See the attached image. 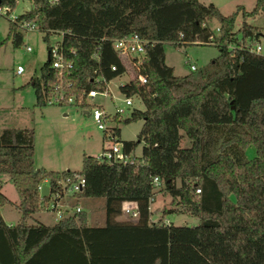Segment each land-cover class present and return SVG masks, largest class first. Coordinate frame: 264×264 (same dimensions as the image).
<instances>
[{"label":"trees","instance_id":"16d2710c","mask_svg":"<svg viewBox=\"0 0 264 264\" xmlns=\"http://www.w3.org/2000/svg\"><path fill=\"white\" fill-rule=\"evenodd\" d=\"M14 1L0 4L12 7ZM28 1L30 8L17 19L34 20L44 41L62 31L59 49L72 64L67 79L76 94L92 87L94 75L110 80L126 72L128 61L114 51L112 38L136 33L146 40L137 65L146 82L133 76L120 87L125 95H136L143 109H132L123 119L114 116L111 127L117 137L118 122L141 120L136 140L119 142L125 152L138 143L142 147L133 164L83 156L79 171L36 169L33 130L2 128L0 174L16 190L21 218L6 224L0 217V264H264V56L239 41L259 39L246 19L263 8L264 0H256L251 11L238 6L227 16L198 0ZM240 11L243 22L236 29ZM6 38L14 47L21 43L11 22ZM164 42L212 44L219 54L178 76L164 62ZM54 77L46 57L29 82L36 106L45 105ZM249 146L252 158L246 155ZM73 172L84 179L73 197L101 198L103 224L87 225L83 212L51 225L24 223L44 209L52 193L61 192L58 182ZM42 183L48 193L39 196ZM157 192L170 202L152 221L149 204ZM125 200L136 203L134 221L118 219ZM5 202L0 192V206ZM179 207L197 224L163 225Z\"/></svg>","mask_w":264,"mask_h":264},{"label":"rangeland","instance_id":"374dc122","mask_svg":"<svg viewBox=\"0 0 264 264\" xmlns=\"http://www.w3.org/2000/svg\"><path fill=\"white\" fill-rule=\"evenodd\" d=\"M206 6L212 4L227 16L232 14L238 6L245 11H251L256 0H198ZM28 0H15L12 13L19 15L30 8ZM243 22L242 12L237 15L235 28L238 29ZM246 22L256 28L259 33V41L264 49V6L253 17H248ZM8 19L0 16V125L3 127L31 128L33 130V165L35 168L44 167L56 171H79L83 156L95 157L103 146L102 131L97 129L90 118L83 112L85 109L67 104H45L36 106L30 80L37 77L40 66L46 60V46L53 45L60 40V34H48L47 41L43 40V33L39 30L19 31L22 35L21 43L14 47L10 38H6ZM29 46L30 51L24 47ZM164 62L172 67L174 75H184L189 72L188 65L194 64L196 69L207 65L219 54L218 48L212 44L172 45L167 42L162 44ZM126 72L114 77L109 82V89L116 97L110 101L108 98L96 96L90 102L93 105H101L107 114L114 112V104L122 105L124 95L118 90L120 83L126 82L133 75L132 67L125 61ZM16 65L23 67L21 74H15ZM132 104L128 110H124L120 119L126 118L132 109L142 110L143 106L137 96L131 97ZM142 124L141 120L127 123L118 122V141H134ZM114 123L107 122L106 126ZM181 145L186 144L183 139ZM142 143L136 144L132 153L138 156ZM254 147L246 148V155L252 158ZM47 170V169H46ZM0 192L6 202L0 206V215L4 222L16 224L21 215L15 208L18 201L16 190L11 181L0 174ZM170 202L168 195L157 192L149 204L151 210L150 219L155 221L162 208H167ZM66 210L63 217L71 215V207L80 206L85 214L86 224L89 226H101L104 222L103 201L101 198H75L68 197L63 203ZM61 208V209H62ZM172 225L192 226L197 224V219L188 215L181 207L173 214L165 217ZM119 220H128L121 214ZM54 212L44 210L43 207L24 219V223L32 224L40 222L51 225L56 222Z\"/></svg>","mask_w":264,"mask_h":264},{"label":"built area","instance_id":"2783aa9c","mask_svg":"<svg viewBox=\"0 0 264 264\" xmlns=\"http://www.w3.org/2000/svg\"><path fill=\"white\" fill-rule=\"evenodd\" d=\"M0 16L6 17L8 22L13 23L20 31L38 30V26L34 20L17 19L18 15H14L12 13V7L0 4ZM54 33L60 34L61 40L63 34L62 31ZM60 40L53 45H50L46 50V57L49 60V66L55 71V77L49 85L50 90L45 97V104H67L85 109L83 112L90 118L95 127L102 131V140L104 144L101 152L95 156V159L98 162L110 165L133 164L137 156L134 155L132 151L125 152L123 150L121 142H119L112 133V126H106V123H113L114 116L120 117L124 110H128L132 104L131 97L136 96L125 95L120 91V87L127 83L133 76L136 77L140 84H144L146 82L145 77L138 73L137 67L144 56V44L146 43V40L139 37L136 33H129L127 35L111 39V45L114 51L120 58L126 59L133 67V75L129 77L126 82L118 85V90L124 95V97L121 99V106L114 104V112L111 115L105 113L101 105H93L90 102V100L96 96L102 97L103 99L108 98L112 102L113 100H116V97L112 94L108 87L111 79L106 80L101 75H94L89 78V82L92 85L91 88L80 94L73 92L72 82L67 79L72 64L64 58L61 50L59 49ZM239 41L242 48L251 53L264 56V49L261 46L259 39L249 38L245 41L241 39ZM229 47H231V45ZM24 50L30 51V47L25 46ZM94 56H96V54H94ZM114 68V66L110 67L111 70H114ZM188 68L190 71H194L196 69L195 65L191 63L188 65ZM14 72L15 74H21L23 72V67L21 65H16ZM58 183L62 187L61 192L52 193L49 200L44 205V210L54 212L57 216V220L63 217V211L66 210L65 208H62L64 206V204H62L64 199L66 196L73 197L76 193H78L83 187L84 179L81 175L73 172L70 176L62 178ZM42 184L37 186L39 196H42L40 194V186ZM152 185L154 188L158 187L159 181L157 177L152 178ZM195 192L198 193L199 190L195 189ZM70 210L71 213H78L81 211V208L76 205L71 207ZM120 211L121 214L125 215L129 221H134L138 215L137 206L134 201H122L120 204ZM162 224L168 226L170 222L168 219H163Z\"/></svg>","mask_w":264,"mask_h":264},{"label":"water","instance_id":"95a60500","mask_svg":"<svg viewBox=\"0 0 264 264\" xmlns=\"http://www.w3.org/2000/svg\"><path fill=\"white\" fill-rule=\"evenodd\" d=\"M48 193V186L46 184H42L40 186V194L43 195H47Z\"/></svg>","mask_w":264,"mask_h":264},{"label":"crops","instance_id":"0c3cea01","mask_svg":"<svg viewBox=\"0 0 264 264\" xmlns=\"http://www.w3.org/2000/svg\"><path fill=\"white\" fill-rule=\"evenodd\" d=\"M2 128H4V127L0 125V130H1ZM40 168H43V167H40ZM36 169H39V168H36ZM44 169H45V170H46V169L48 170V168H45V167H44ZM51 171H54V170H51ZM55 171H56V170H55ZM149 210H150V208H149ZM150 212H151V210H150ZM150 216H151V214H150ZM0 217H1V215H0ZM1 219L3 220L2 217H1ZM165 219H166V218H165ZM3 221H4V220H3ZM5 223H6V222H5ZM6 224H11V223H6Z\"/></svg>","mask_w":264,"mask_h":264}]
</instances>
